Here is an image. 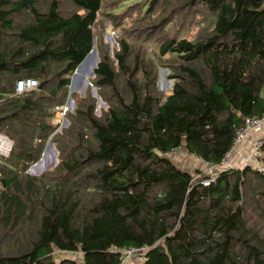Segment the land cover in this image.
<instances>
[{"label":"trees","instance_id":"obj_1","mask_svg":"<svg viewBox=\"0 0 264 264\" xmlns=\"http://www.w3.org/2000/svg\"><path fill=\"white\" fill-rule=\"evenodd\" d=\"M67 3L0 0V133L13 142L0 158V264H120L127 248H144L138 264H264V174L201 180L264 113V0ZM94 48L84 95L69 93ZM21 79L43 87L17 96ZM47 144L57 164L30 174Z\"/></svg>","mask_w":264,"mask_h":264},{"label":"rangeland","instance_id":"obj_2","mask_svg":"<svg viewBox=\"0 0 264 264\" xmlns=\"http://www.w3.org/2000/svg\"><path fill=\"white\" fill-rule=\"evenodd\" d=\"M40 1L41 2L42 1H45V3H48L49 0H40ZM59 3H60V6H63L64 10H67V11H70L71 10V5L67 3V0H59ZM45 10H48V7L47 6L44 8V11ZM105 25H106L105 26V32H104V34L102 36L103 37V42L109 45L110 51H111L112 49H116L117 48L116 40L118 38V33H117V30L115 28H113L110 23H108V24L106 23ZM95 46H96V44H95ZM151 48H153V47H151ZM95 64H96V59H95V56L93 55V52H91V54L87 57V59L77 69L76 74H74L72 76L71 84H70V87H69V93H75L76 92L78 94V96H80V97H82L84 95V92L86 90V87L89 84V81L88 80L92 77L91 76V72L94 69ZM167 74H168V71H165V70L160 71V73H159L160 78H159V82H158L159 89L165 91L166 93L170 92L171 85H172L171 80H169L167 78ZM91 92L93 94V87H91ZM65 105H68L69 106L68 108H70V110L68 112H71L73 110L74 105H73V103H72L71 106L68 104V98L66 100ZM100 108L105 109L106 106L105 105H99L98 109H100ZM98 109L96 111L97 115H99V112H98L99 110ZM56 117L57 116L55 114L54 123L58 125L57 131H60L62 128H66L67 125H68L67 120L66 119L65 120H61V119H58ZM0 135H2L5 138H7L12 143V145H13V142L7 136H5L2 133H0ZM249 140H251V138H249ZM249 140L247 142H249ZM50 145H52V144H47L45 146V151H44V154L41 157V161H39L38 163H36L35 165H33L28 170V172L30 174H32V175H39L42 172H44L45 170L52 169V168H49L52 164H54V165L57 164V154L54 152L55 148H54V150L51 149L50 148ZM246 145H248V143ZM243 149L246 150V153L245 154H249L248 157L243 158V160L240 162V164H236V167H235V166H231V165H233V161L230 163L232 157L234 156V154H232L231 157L229 158L227 164H225L221 169L222 170L223 169H229V168H233V169H236V168L239 169V168H241L242 169V168L247 167V166H249V167H256V168L262 167L260 165L258 159H255L257 156L255 158L253 156V158L250 159V163H251L250 165H244V161L247 158H249L252 153H251V150H250V147L249 146H247V147H245ZM55 158H56V161H55ZM229 163H230V165H228ZM183 164L184 165L185 164H188V168L196 167V165L194 164V162L192 160H190V158H188V157L183 159ZM203 172H204V169H203ZM66 256L72 258V255L71 254L66 255ZM76 259H77V261L80 264V262H81L80 259L78 257H76ZM139 262H140V257H137V258L133 259L132 261H130L128 263L138 264Z\"/></svg>","mask_w":264,"mask_h":264},{"label":"built area","instance_id":"obj_3","mask_svg":"<svg viewBox=\"0 0 264 264\" xmlns=\"http://www.w3.org/2000/svg\"><path fill=\"white\" fill-rule=\"evenodd\" d=\"M39 86V83L35 79H21L18 80L15 84V95L19 96L25 93H29L37 89ZM68 105H62L55 107V114L56 118L65 120L66 113L70 110L68 108ZM252 134L256 135V139L254 142V147L252 149V154L249 158H247L244 161V165H250V159L254 158L260 154V148L264 145V113L260 116H253L249 117L243 120L240 127L235 129L234 137L231 142V146L227 154L222 159L221 163L218 165H209L204 164V172H203V178L202 184L203 186H209L215 179V172L222 170L221 168L227 164L229 158L232 154H234L239 146L243 144ZM2 135H0L1 137ZM4 137V136H2ZM5 138V137H4ZM7 143L1 144L0 143V158H7L9 156V153L12 149V143L5 138ZM173 152H169V154H172ZM256 157V158H257ZM193 160L197 163H201V160L198 157H194ZM243 165V166H244ZM255 171L264 174V168L263 167H252ZM144 248H137V249H122L120 251L121 257H120V264H127L128 262L132 261L133 259L137 257H142Z\"/></svg>","mask_w":264,"mask_h":264},{"label":"crops","instance_id":"obj_4","mask_svg":"<svg viewBox=\"0 0 264 264\" xmlns=\"http://www.w3.org/2000/svg\"><path fill=\"white\" fill-rule=\"evenodd\" d=\"M249 138H251V140H249ZM249 138L243 144H241L239 146L240 149L238 148L239 150L237 149L238 151L234 153V156L232 157V159L230 161V163L233 161V165H231V166H235L236 167V164H240V162L243 160V158L249 156V154H245L246 150L243 149V148L249 146L250 150H251V153H252V149L254 147V142H255V139H256V135L252 134ZM248 140H249V142H247ZM247 143H248V145H246ZM182 154L179 153L180 157L182 156L181 158H183V157L185 158V156H183ZM230 163L228 165H230ZM127 264H132V263H127Z\"/></svg>","mask_w":264,"mask_h":264},{"label":"water","instance_id":"obj_5","mask_svg":"<svg viewBox=\"0 0 264 264\" xmlns=\"http://www.w3.org/2000/svg\"><path fill=\"white\" fill-rule=\"evenodd\" d=\"M93 55L95 56V59H96V64H95V66H94V69L96 68V65H97V63H98V57H97V52H96V50L94 49L93 51ZM74 74H76V72L74 73ZM91 76H94V73H93V70H92V72H91ZM88 83V82H87ZM43 87V84H40L39 85V89H41ZM93 95L94 96H97L96 95V89L93 87ZM97 105H98V107H99V105H104L102 102H101V100H100V98L97 96ZM72 103H73V101H72V99H71V97L69 96L68 97V104L71 106L72 105ZM50 148L51 149H53L54 150V147H53V145H50ZM54 152L57 154V152L54 150ZM41 161V160H40ZM55 161H56V158H55ZM55 165L54 164H52L49 168H53ZM218 173V171L217 172H215V174H217Z\"/></svg>","mask_w":264,"mask_h":264},{"label":"bare ground","instance_id":"obj_6","mask_svg":"<svg viewBox=\"0 0 264 264\" xmlns=\"http://www.w3.org/2000/svg\"><path fill=\"white\" fill-rule=\"evenodd\" d=\"M0 143L2 144H6L7 143V141H6V139L4 138V137H0ZM40 167V166H39Z\"/></svg>","mask_w":264,"mask_h":264}]
</instances>
